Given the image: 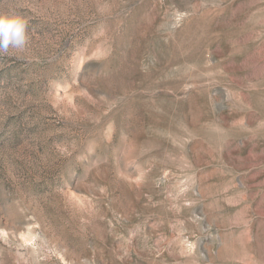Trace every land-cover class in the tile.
I'll return each instance as SVG.
<instances>
[{
  "label": "rangeland",
  "instance_id": "1",
  "mask_svg": "<svg viewBox=\"0 0 264 264\" xmlns=\"http://www.w3.org/2000/svg\"><path fill=\"white\" fill-rule=\"evenodd\" d=\"M0 264H264V0H0Z\"/></svg>",
  "mask_w": 264,
  "mask_h": 264
},
{
  "label": "clouds",
  "instance_id": "2",
  "mask_svg": "<svg viewBox=\"0 0 264 264\" xmlns=\"http://www.w3.org/2000/svg\"><path fill=\"white\" fill-rule=\"evenodd\" d=\"M28 40L27 23L19 15H0V53L21 49Z\"/></svg>",
  "mask_w": 264,
  "mask_h": 264
}]
</instances>
